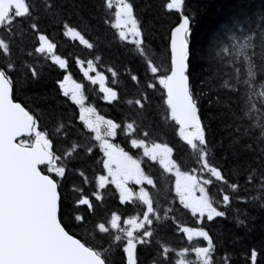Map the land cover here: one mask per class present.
<instances>
[{"label":"trees","instance_id":"trees-1","mask_svg":"<svg viewBox=\"0 0 264 264\" xmlns=\"http://www.w3.org/2000/svg\"><path fill=\"white\" fill-rule=\"evenodd\" d=\"M22 1L26 11L14 14L0 27V38L9 41L12 50L11 57H5L0 47V64L15 65L11 73L14 99L35 116L36 133L50 143L57 165L64 171L57 181L60 219L66 230L97 250L107 264H124L121 246L129 236L111 226L106 231L107 221L111 218L115 223L117 215L142 220L147 211L140 199L122 200L112 184L100 186L97 175L104 174L103 147L85 124V112L95 111L121 126L115 142L139 160L144 176L152 180L147 192L154 209L149 214L154 234L150 243L145 238L138 247L139 264H153L154 260L166 264L159 254L161 244L177 251L205 246L202 237L187 240L190 231L201 229L215 243L211 264H226L225 253L231 264H251L253 248L259 252L256 264H264V187L260 186L264 183L260 179L264 175V76L260 74L264 68V0H185V14L193 15L191 91L199 95L207 128L208 143L201 149L208 165L223 173V179L215 173L207 185L213 205L225 212L211 220L192 215L180 202L173 177L145 156L142 148L143 144L168 147L184 173L202 168L201 150L181 137L158 79L167 76V32L180 13L166 10L167 0H136L137 11L143 9L148 38L141 53L132 42L120 38L115 10L106 0ZM65 20L80 31L64 30L61 22ZM34 24L49 35L50 40L41 38L53 46V55L65 62L64 67L50 59L40 42L36 44ZM230 35L235 41L227 40ZM221 41L228 50L217 63L213 52ZM81 67L106 77L107 85L116 91L111 103L103 100ZM249 69L256 75H247ZM67 75L84 84L82 104L64 95L61 82ZM224 80L240 92L225 91ZM214 86L217 92L212 91ZM216 95L219 102L214 100ZM127 125L132 126L129 134L123 131ZM249 175L253 176L251 183L246 182ZM237 181L239 188L230 189L229 184ZM224 193L231 197L227 207L222 206ZM238 197H246L247 203ZM85 198L87 202L82 204ZM241 220L243 224L238 222ZM181 225L187 226L183 233L177 231ZM185 255L191 264H197L194 253Z\"/></svg>","mask_w":264,"mask_h":264},{"label":"water","instance_id":"water-1","mask_svg":"<svg viewBox=\"0 0 264 264\" xmlns=\"http://www.w3.org/2000/svg\"><path fill=\"white\" fill-rule=\"evenodd\" d=\"M164 84L170 107L167 77ZM170 109L185 130L181 114ZM34 128L35 117L14 100L12 84L0 81V264H99L97 252L60 221L59 186L40 169L53 155L40 142L19 143Z\"/></svg>","mask_w":264,"mask_h":264},{"label":"snow or ice","instance_id":"snow-or-ice-1","mask_svg":"<svg viewBox=\"0 0 264 264\" xmlns=\"http://www.w3.org/2000/svg\"><path fill=\"white\" fill-rule=\"evenodd\" d=\"M107 6L109 8L113 7V0H106ZM119 7V17L118 23L123 29L122 36L124 39L129 41L131 38V42L139 49L141 53L144 52L143 44L148 39L144 29V21L142 18L141 9L139 12L136 8V0H117L115 4V8ZM166 10H177L180 13L179 20L171 27L168 28L167 32V54H168V66L164 69L167 73V88L172 94L173 99L169 101L170 107H175L176 110L181 114L182 119L185 123V131L188 134L189 138L193 141L198 140L200 144L204 147L207 146V128L203 120V115L200 108V99L199 95L193 93L190 90V76H191V57L193 55L191 50V39H192V24H193V15L185 14V0H167L165 7ZM264 18V17H261ZM62 26L64 30H75L79 32L80 30L76 28V26H72L69 22L62 21ZM3 27V25H0ZM34 31L36 32V44L39 45L41 36H44L46 39L50 40L49 35L44 32L41 33L39 31L38 25L32 26ZM11 33L10 29H6ZM264 35V34H262ZM235 36L230 35L227 37L228 41H235ZM0 47H2L3 54L5 57H11L12 50L9 41H3L0 38ZM227 45L226 42L221 41L219 46L214 47V58L217 63H221L224 55L227 53ZM39 51V48H37ZM28 55H32V51L27 53ZM151 62V61H150ZM15 65L12 63L8 64H0V81H5L9 83L11 88L12 76L11 73L14 71ZM261 76H264V68L261 70ZM36 73L33 71V76ZM249 76H255L256 73L252 72L251 69L247 72ZM136 79V77H133ZM155 86V85H153ZM247 84H245V87ZM222 87L225 91L238 93L240 89L234 88L232 85L228 83L227 80L223 81ZM219 89L214 86L212 91L217 92ZM215 101L219 102L220 97L216 95L214 98ZM132 103L131 100L128 101ZM212 100L209 101V105L211 106ZM231 146V145H230ZM251 147V145H248ZM216 174L223 179L222 170L217 168ZM253 173H255V169H253ZM253 179L252 175L246 177V182L251 183ZM261 181H264V175L260 177ZM239 182L230 183L229 188L232 190H237L239 188ZM264 187V183L260 185ZM43 191V189H41ZM239 200L247 203L246 197H238ZM222 206L227 207L228 203H231V197L227 194H223ZM154 211V209L149 206L148 210L144 213V217L142 220H139L137 223L135 220L131 221L133 224V229H126L123 225L129 223V221L117 215L116 222L113 223V220L109 218L107 221V225L105 226V230H108V226H111L112 229H120L121 231H127L129 237L132 236L134 230L144 228L145 221H147V228L144 232V237H147V242H151V238L154 234L153 229L151 227L153 221L149 217V213ZM203 212L208 213L207 219L211 220L215 216H224L225 212L221 211L219 208H216L212 202L208 199L204 201V207L202 209ZM193 216L196 215L195 212L192 213ZM240 224H243L244 221H238ZM198 223H202V221H198ZM187 228L186 225H181L177 227V231L183 233ZM194 237H202L204 241H206L205 246H198L196 248H182L178 251L170 246H166L161 244L160 247V257L166 262L169 259L172 260V264H190V261L187 259L186 253H194L195 257L199 260L203 261V264H210V261L213 259L215 255V243L211 237V235L206 230H198L194 232L193 235L187 236V240L191 241ZM117 241L120 240V237H116ZM139 243L128 239L126 244L121 246V251L123 253L124 264H139V253L138 247L143 245L146 241L142 237L137 238ZM95 258L99 261V264H105L104 258L96 253L94 254ZM259 252L257 249L253 248L250 251V261L251 264H256L258 259ZM174 257V259H173ZM226 260V264H231V261L228 260V254L225 253L222 257ZM153 264H156L155 260Z\"/></svg>","mask_w":264,"mask_h":264},{"label":"rangeland","instance_id":"rangeland-1","mask_svg":"<svg viewBox=\"0 0 264 264\" xmlns=\"http://www.w3.org/2000/svg\"><path fill=\"white\" fill-rule=\"evenodd\" d=\"M117 0H113V9L115 10V24L119 29L120 38L126 40L122 36L123 29L118 23V17L120 9L119 7L115 8ZM26 11L25 5L22 0H0V25H3L6 22H10L14 17V14H22ZM73 37L75 35L73 34ZM127 41V40H126ZM128 42H131V38ZM41 48L50 53V59L60 66L64 67L65 62L55 55H53V46L47 41L44 37L41 38ZM153 72H158V69H154ZM90 82L97 88L98 92H101L107 97L114 98V92L105 85V77L99 73H91ZM159 84L164 85L166 76H158ZM72 82L67 85L64 84L63 87L67 88V94L76 102H81L83 99V93L81 90H72ZM87 115L86 124L91 128L95 138L101 143L104 152V159L102 165L105 168L104 174L99 176V182H102V185L108 183L114 184L119 191L122 193L124 200L130 201L133 198L140 199L144 204H146L147 210L151 206V200L149 192H147V186L152 184V180H146L144 174L139 168L138 162L133 160L131 157H128V154L125 151L118 147L114 142V137L118 128H121L120 125H115L110 123L108 120H102L94 113L85 112ZM124 133L129 134L131 131L130 125H127L123 129ZM181 137L185 142L190 143L191 146L201 150L202 154V168L200 170L182 172L179 166L174 162L172 155H170L169 149L160 144L154 145H144L142 146L146 156L153 162H157L164 169L168 171V174L173 178L175 191L179 197L180 202H182L186 207H188L192 212H195L203 218L207 216L208 213L203 212L205 199L210 200L207 185L210 183V180L216 171L212 169L207 161L205 153L201 149V144L198 140L193 141L189 138L185 130H179ZM113 144L117 147H114ZM49 147V144H48ZM109 148V149H108ZM211 201V200H210ZM212 202V201H211ZM213 204V203H212ZM151 214V213H149ZM150 216V215H149ZM129 223L125 224L128 229H133V224L131 221L135 220L139 222V218H130L127 219ZM145 227L134 230L132 236L129 237L132 240L138 237H144L145 229L147 228V221L144 222ZM196 230L189 232V235H193ZM142 234V236H140ZM128 238V239H129ZM127 239V241H128ZM135 240V241H136ZM197 264H203V261L197 258ZM191 264V263H190ZM211 264V261H210Z\"/></svg>","mask_w":264,"mask_h":264},{"label":"flooded vegetation","instance_id":"flooded-vegetation-1","mask_svg":"<svg viewBox=\"0 0 264 264\" xmlns=\"http://www.w3.org/2000/svg\"><path fill=\"white\" fill-rule=\"evenodd\" d=\"M82 68V67H81ZM96 69H94L93 71H95ZM82 72H83V74H84V76H85V78L86 79H90V77L92 76L91 75V72L90 71H85V69H83L82 68ZM101 75V74H100ZM102 76H104V75H102ZM105 77V76H104ZM64 81V83H66L67 85H69L71 82H72V90H81V92L83 93V95H84V84L82 83V82H80V81H78L77 79H75L72 75H67L66 77H65V79L63 80ZM105 85H107V81H106V77H105ZM107 87L109 88V89H111L113 92H114V94H115V96L114 97H116V91L114 90V89H112L111 87H109L108 85H107ZM65 91H66V93H67V88H65L64 89ZM103 100L104 101H107V102H109V103H111L113 100H114V98H110V97H107L106 99H104V96H103ZM39 140H41V139H39ZM29 141H33L32 139H29ZM30 144V143H29ZM127 154H128V152H127ZM131 154L129 153L128 154V157H131L132 158V156H130ZM133 159V158H132ZM133 160H135L136 162H138V164H139V166L141 167V164H140V162H139V160L137 161L136 159H133ZM139 167V168H140ZM42 169H45V171H48V172H51V173H53L55 176L56 175H59L60 176V172L58 171L59 170V168H55L54 166H42L41 167ZM52 169L55 171H57V172H54V171H52ZM141 171H142V168H141ZM142 173H143V171H142Z\"/></svg>","mask_w":264,"mask_h":264},{"label":"bare ground","instance_id":"bare-ground-1","mask_svg":"<svg viewBox=\"0 0 264 264\" xmlns=\"http://www.w3.org/2000/svg\"><path fill=\"white\" fill-rule=\"evenodd\" d=\"M80 66V65H79ZM78 67V66H77ZM156 82H157V80H156ZM62 83V82H61ZM119 87V86H118ZM116 88V87H115ZM191 173H192V171H191Z\"/></svg>","mask_w":264,"mask_h":264}]
</instances>
